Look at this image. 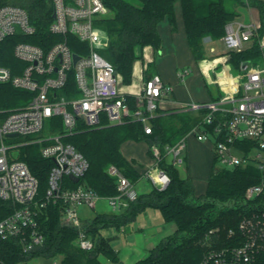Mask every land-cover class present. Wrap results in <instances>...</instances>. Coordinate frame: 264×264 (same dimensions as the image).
I'll return each mask as SVG.
<instances>
[{"label": "built area", "instance_id": "obj_1", "mask_svg": "<svg viewBox=\"0 0 264 264\" xmlns=\"http://www.w3.org/2000/svg\"><path fill=\"white\" fill-rule=\"evenodd\" d=\"M264 3V0H260ZM55 18L49 27L51 34L62 36L64 41L49 50L19 42L14 56L23 63L15 70L0 66V84L31 92L30 102L22 107H0V200L11 203L14 210L0 220V241L18 240L24 253H32L45 243L39 231L35 199L39 180L28 165L18 160L19 150L27 144H44L42 156L54 164L49 174L46 202H62L63 220L78 231L76 245L83 251L95 248L94 240L83 226L80 208L96 210L100 202H107L112 214H119L137 200L139 194L133 184L117 167L110 166L108 174L117 180L118 194L102 197L84 184L82 178L88 172V159L74 145L65 141L78 132L80 125L97 129L103 125H123L138 121L148 124L158 109L160 100L172 89L164 84L158 74L125 85L114 66L101 56L100 51L109 44L108 34L98 26V21L110 14L102 0H54ZM262 22L234 20L225 28L224 42L228 54L239 53L253 46L257 40L263 52L259 64L242 63L239 70V85L233 92L226 86L228 95L208 103H183L184 111H205L201 122L193 131L201 142H211L217 163L228 168L254 165L261 173L259 182L245 193L246 212L236 228L229 229L225 237L219 230L210 232L205 241V253L199 264H264V33L260 34ZM36 27L27 11L19 6L6 5L0 8V43L16 36H34ZM74 36L89 46L87 54L73 52L67 37ZM148 46L138 48L137 59H146L141 72L148 70L153 61ZM214 48L211 51L214 52ZM74 55L79 60L74 63ZM230 60L219 59L221 67ZM205 72L219 68L218 64L204 60ZM220 67V68H221ZM73 71L79 97L67 98L61 91L67 87ZM190 71L180 72L182 80ZM215 84L216 81L214 82ZM135 99V108L128 98ZM59 117L63 123L60 132H53L51 120ZM47 127V129H46ZM48 131L46 136L43 132ZM36 137L33 140H19ZM187 147L184 137L177 144L151 147L152 164L145 173L159 190L171 183L168 172L161 166L163 159L173 165L183 162L182 152ZM237 151V154L235 153ZM74 176L79 182H74ZM68 177L77 186L70 188L65 183ZM46 202L41 203L44 207ZM54 264H60L55 259Z\"/></svg>", "mask_w": 264, "mask_h": 264}, {"label": "trees", "instance_id": "obj_2", "mask_svg": "<svg viewBox=\"0 0 264 264\" xmlns=\"http://www.w3.org/2000/svg\"><path fill=\"white\" fill-rule=\"evenodd\" d=\"M54 0H0V8L6 5L19 6L27 11L37 33L34 36H16L0 43V66L15 70L23 66L14 56L17 43L23 41L37 45L45 51L64 41L62 36L51 34L49 27L54 18ZM110 14L98 21V26L109 37L108 46L100 51L125 85L133 79L136 51L144 46H152L156 51L163 48L160 26L168 22L173 31L177 29L176 7L182 9L186 38L196 62L206 57L203 41L210 37L217 41L225 35L226 25L239 16V8L249 1L261 12L264 33V3L260 0H102ZM67 42L73 52L80 55L89 52V46L74 36ZM231 63L239 69L249 62L259 64L263 52L256 40L253 46L239 53L231 54ZM67 98L79 97L73 71L70 72L67 87L61 91ZM33 93L0 84V107L5 109L27 105ZM129 104L135 108V99L129 97ZM205 111L161 112L148 122L151 133L147 134L143 123L134 121L123 125L105 124L97 129H87L80 125L78 132L65 139L80 151L89 161L90 168L81 184L102 197L118 194L117 180L108 174V168L115 166L133 184L141 174L136 162L126 159L122 146L127 142H145L148 153L153 145L163 151L183 139L198 126ZM53 132L63 129L61 118L51 120ZM23 140V138H19ZM44 144H27L20 148L18 160L25 162L39 180V190L35 202L38 204L37 222L39 231L45 237L43 246L32 253H24L18 240L0 241V264H21L36 258L60 259V264H105L102 258L114 264H124L111 241L102 231L109 228L120 230L134 222L138 215L148 209L162 213L164 221L176 227L173 235L164 238L149 255L136 264H199L205 253V241L213 230H219L225 237L229 229L236 228L246 212L244 200L247 189L259 182L260 172L254 165L236 168H217L214 160L211 176L204 194L198 195L191 178H182L172 163L165 158L161 166L168 172L171 183L165 190L154 188L150 193L139 195L137 200L119 214L97 212L92 218L83 220V226L95 242L92 251H83L76 245L78 231L63 220L62 202H46L49 174L53 167L51 160L42 156ZM65 183L75 188L68 177ZM46 202L44 207L41 203ZM14 207L0 200V220L8 216Z\"/></svg>", "mask_w": 264, "mask_h": 264}, {"label": "crops", "instance_id": "obj_3", "mask_svg": "<svg viewBox=\"0 0 264 264\" xmlns=\"http://www.w3.org/2000/svg\"><path fill=\"white\" fill-rule=\"evenodd\" d=\"M241 8H245L247 10L249 20L252 18L256 21H261V12L257 6L253 5L249 1H246V5L244 7H241ZM241 8H239V10ZM253 12H255V16H254ZM241 15L242 14L239 12V16L237 18H235L234 20H239ZM176 18H177V28L180 27V31H178L179 33H176L177 30L173 31L172 27L170 26V24L168 22H164L161 24L162 27L164 28L163 34L161 33V31L159 29L160 34H161L162 39H163V48H162L163 50L156 51L152 46L148 45L147 53H148L149 57L152 58L153 61L149 64L147 72L142 73L141 72L142 65L145 62H147V60L143 59V58L137 59L134 63L133 79L131 82V83H136L138 86H140L142 79H147L154 74H158L161 76L164 84H166L169 87L174 86V88H171L172 89L171 93L168 96L163 97L159 102V109L158 110L163 112V113L184 111L180 107V105L183 103H208V102H211V101H214V100H217V99H220L222 97L227 96L228 92H229V90L227 91L226 87L222 90H220V88H218L219 90L217 91L216 94H213V93L211 94V92H210V94H208V96H209L208 99L196 98L191 91L192 89L190 90V88L188 87L189 89L187 90V84L188 85L191 84V88L194 85H197V81L200 78L198 75L190 78L188 81H187L188 78L184 79L183 81L186 80L184 82V86H182L183 84L180 85L181 87H183V89H180L179 86H178V88H176V86L179 84L173 83V79L170 76V74L167 72L166 68L163 69V67H161V62L163 61L165 53H167V48L172 47V48L179 49V47H182V45H184L183 43L188 45L187 38H186V32H185V26H184L183 13H182L181 6L179 4L176 7ZM234 20H232V21H234ZM232 21H230V22H232ZM179 25H181V26H179ZM165 42L167 43L166 46H164ZM214 42L215 41L212 40L210 37H207L204 39L203 44H204V48L206 51V57H205L206 60L208 59V61L214 62V64H216L217 62H219L218 58L222 54H224L226 51L217 53V49L213 46ZM188 47H189V45H188ZM208 47L210 48L211 54H209V52H208ZM211 48L215 49L214 52L211 51ZM188 50L190 52V55L193 57L190 47L188 48ZM209 59H212V60H209ZM204 60L205 59L197 62L201 65L202 75H206L208 73V72H205L203 70V67H202V64H203L202 62ZM157 62H160V68L156 67ZM217 64L219 67L222 66V65H219L220 63H217ZM228 66H232L234 70H237V71L240 70V68L236 69L232 65L231 60L228 64ZM153 67H154V69H153ZM172 84H174V85H172ZM203 89H205V86H202V85L198 86L199 93H201V91H203ZM161 104L164 105L163 108H161ZM193 129L185 136L187 138V142H188L189 136L193 135L195 139H193L192 141H194V143H196L198 141L197 143H198L199 150H202L203 152H205L206 155L210 152L212 154V161H214L215 155H214L212 143L199 141L197 139L196 133L193 131ZM140 143L145 144V150H146L145 157H142L139 159V158H136L134 156L129 157V156L125 155L124 148H126V147L132 148L136 144H138L136 142L125 143L122 146V153L126 157V159L136 162V167L139 170L141 177L137 181V183H135V189L137 190L139 195H143V194L150 193L155 187H154L153 183L148 178L145 177V173H146L147 169L152 164V160H153L152 155H150L148 153V151H149L148 145L145 142H140ZM199 144H201L200 147H199ZM188 148H189V144H187V147L185 148L186 152H185L184 156L183 157L181 156L183 159V162L181 164L175 165V167L177 168V170H178V172L182 178H191L192 179V177H190L189 175H188V177L182 176L180 173V169H179V166H181L183 164L184 165L186 164V167H188V163H189V152L187 151ZM183 153H184V151L182 152V154ZM168 161L170 163H172L170 160H168ZM212 169H213V165L211 168V172H212ZM211 172H210V176H211ZM210 176H209V178H210ZM209 178L207 180V183L209 181ZM206 187H207V185H206ZM196 191H197V189H196ZM102 213L112 214L110 211L109 212H102ZM139 217L143 218V224H140V226L139 225L135 226V224L138 223L137 219ZM160 219H162V220H160ZM145 222L149 228L147 230L148 235L146 237L145 236L144 237L133 236L134 235L133 232L127 233V228L130 224L131 225L133 224L135 226V227L133 226L134 228L132 231H134L135 233L136 232L141 233L144 230L143 225ZM130 224L122 227L120 230H117L116 228H109V229H105L102 231V234L105 237L112 239L111 243H112L114 248H115L114 243L121 241V238H120L121 234L125 235L124 237H127V239L130 240L131 245H126V244H128L127 241L122 240L124 243L123 245H126L125 252H122L120 249L118 250V248H115L116 250L119 251L120 259L124 264H136L138 261L145 259L149 255L150 251L153 248H155L164 238L173 235L176 231V227H175V230H173L174 233H172L173 232L172 229L169 232V229H167L166 222L164 221V218L162 216V213L156 209L146 210L145 212L138 215L136 220ZM143 233H144V231H143Z\"/></svg>", "mask_w": 264, "mask_h": 264}, {"label": "rangeland", "instance_id": "obj_4", "mask_svg": "<svg viewBox=\"0 0 264 264\" xmlns=\"http://www.w3.org/2000/svg\"><path fill=\"white\" fill-rule=\"evenodd\" d=\"M239 12L242 14L241 17L239 18V20L241 22H247L249 21L248 18V14H247V10L245 8H241L239 10ZM254 16H255V12ZM181 24V23H180ZM181 26V25H179ZM176 33H179L178 31H180V27H178ZM160 31L163 34L164 33V28L162 27V25L160 26ZM179 35V34H178ZM166 42L164 44V46H166ZM184 45H182V47H179V49L176 48H167V53H165L163 61L161 62V67H163V69L166 68L167 72L170 74V76L173 79V83L175 84H179L176 86V88L183 89V87H181L180 85L183 84L182 86H184V82L180 76L179 73L180 72H184V71H190L189 74L186 76L185 79H187V81L194 77V76H199V80L197 81V85H194L191 88V84H187V90L190 88V90L192 91V93L194 94V96L196 98H205L208 99L209 96L208 94H216L217 91L219 90L218 88H220V90L224 89L226 86H228L229 88L233 89V92H235V90L238 88L239 85V71L234 70L232 66H224V67H219L217 69L215 68H210L209 72L206 75H202L201 72V65L199 63H197L194 58L190 55V52L188 50V45H186L185 43H183ZM180 46V45H179ZM213 46L217 49V53L223 52L226 50L225 44L223 41L221 40H217L213 43ZM163 50V49H161ZM208 52L209 54H211L210 52V48L208 47ZM231 55L228 54L227 52H225L224 54H222L218 59L222 60V58H227L228 60H231ZM206 60V58H204ZM212 60V59H209ZM208 61V59H207ZM157 68H160V62H157L156 64ZM154 69V67H153ZM216 81L217 84H215L214 82ZM186 84V83H185ZM204 84V85H203ZM174 85V84H172ZM205 86V89H203V91H201V93H199L198 91V86ZM189 87V88H188ZM171 88H174V86H171ZM186 88V87H185ZM204 88V87H203ZM183 91V90H182ZM189 99V98H188ZM163 104H161V108H163ZM47 129V127H46ZM48 134V131L46 130L45 132H43V135L46 136ZM36 139V137H24L23 140L29 141V140H33ZM194 138L193 135L189 136L188 142L187 144H189V148H188V152H189V163H188V167H186V164L179 166L180 169V173L182 176L188 177V175L190 177H192L194 184L196 186L197 189V194L201 195L204 194L206 191V185H207V180L210 176V172H211V168L212 165H214V161H212V154L209 152L207 155L205 154V152H203L202 150H199L198 148V141L196 143H194V141H192ZM203 144V143H202ZM201 146V144H199V147ZM186 150V149H185ZM182 154V157L185 154V151ZM124 152L125 155L131 157L134 156L136 158H142L145 157L146 155V150H145V144L144 143H138L136 144L134 147H126L124 148ZM235 153L237 154V151L235 150ZM217 168H227V169H231L228 168L226 166H223L219 163L216 164ZM110 208L107 205V202H100L98 205V208L96 210H91L87 207H82L80 208V216L83 220L86 219H90L92 218L97 212H109ZM162 218V217H161ZM162 220V219H160ZM137 222L135 224V226L140 224H143V218L139 217L137 219ZM167 225V229H169V232L173 230H175V226L171 223H166ZM134 225L130 224L127 228V233H131L133 232V236H139V237H146L148 235L147 230L149 229L148 226L146 225V222L143 225L144 228V233L143 231L141 233L138 232H134L132 231ZM174 233V231L172 232ZM125 235H120L121 241L114 243L115 248H118V250L120 249L122 252H125V248L126 245H131L130 240L127 239V237H124ZM122 240H126L128 244L123 245V241ZM126 243V242H125ZM57 262L60 261V259H56ZM103 262L105 264H114L111 263L109 261H107L106 259L102 258ZM55 259L53 260H48V259H44V258H36L33 259L29 262H25V263H21V264H54Z\"/></svg>", "mask_w": 264, "mask_h": 264}, {"label": "water", "instance_id": "obj_5", "mask_svg": "<svg viewBox=\"0 0 264 264\" xmlns=\"http://www.w3.org/2000/svg\"><path fill=\"white\" fill-rule=\"evenodd\" d=\"M53 18H55V14L53 15ZM79 60V56L77 55H74V63L76 64V62ZM248 63L246 62L245 65H247ZM74 182H79V179L74 177V176H71L70 177Z\"/></svg>", "mask_w": 264, "mask_h": 264}]
</instances>
